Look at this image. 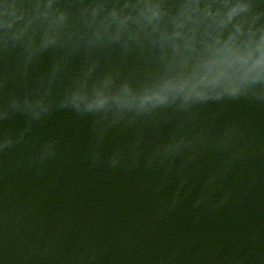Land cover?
<instances>
[{
  "label": "water",
  "instance_id": "water-1",
  "mask_svg": "<svg viewBox=\"0 0 264 264\" xmlns=\"http://www.w3.org/2000/svg\"><path fill=\"white\" fill-rule=\"evenodd\" d=\"M225 260L264 264V0H0V264Z\"/></svg>",
  "mask_w": 264,
  "mask_h": 264
}]
</instances>
